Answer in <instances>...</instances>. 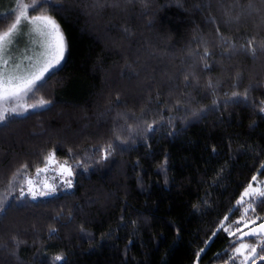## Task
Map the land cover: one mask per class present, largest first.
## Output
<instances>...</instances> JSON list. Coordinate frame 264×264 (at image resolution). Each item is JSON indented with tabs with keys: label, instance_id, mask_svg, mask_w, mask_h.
Here are the masks:
<instances>
[{
	"label": "trees",
	"instance_id": "1",
	"mask_svg": "<svg viewBox=\"0 0 264 264\" xmlns=\"http://www.w3.org/2000/svg\"><path fill=\"white\" fill-rule=\"evenodd\" d=\"M0 1L3 32L18 4ZM28 12L52 15L66 48L24 100L49 103L0 123V264H242L247 242L259 261L263 234L233 231L242 194L264 181V0H40ZM50 153L72 187L34 200L26 176ZM252 211L264 222V202Z\"/></svg>",
	"mask_w": 264,
	"mask_h": 264
},
{
	"label": "snow or ice",
	"instance_id": "2",
	"mask_svg": "<svg viewBox=\"0 0 264 264\" xmlns=\"http://www.w3.org/2000/svg\"><path fill=\"white\" fill-rule=\"evenodd\" d=\"M18 4V13L15 15L14 22L7 28V30L0 32V60H3L4 64H7L8 61L4 59V53L8 51L9 47L15 43H18V37L24 35H30L28 31H21L20 26L23 23L25 26L31 25L32 32L39 34L41 37H44L45 40L42 42L44 47V52L40 55L46 57L44 63L36 71L30 72L25 76H13L8 75L4 71L0 70V122H3L6 119L5 113L11 111L12 113H17V107H12L11 109L4 108L3 105L10 100H19L24 96L32 93L35 89L38 88V82H43L46 78V74L50 73L52 69L56 68L60 61L63 59L64 51L66 48L65 39L63 32L61 31L60 25L56 19L49 14H40V15H29V8H35V6L40 2V0H31V3H24L23 0H16ZM130 2V0H129ZM251 7V4L249 5ZM253 54L255 50L253 49ZM19 67V65H17ZM235 95V94H234ZM49 103L44 99H40L36 104L30 105L29 107H43ZM23 107V105H19ZM26 110V109H25ZM264 111V108L261 109ZM19 114V113H18ZM111 147V145H109ZM47 162L49 164L55 162V153H50L47 157ZM26 167V166H25ZM60 169L64 172H67L69 176L72 175V169L66 166L65 163L59 165ZM47 168L38 169L39 172L46 171ZM253 181L256 180V177L252 178ZM28 183V192L33 199L37 195L43 196L48 193L39 192L37 193L33 187V182L31 180L27 181ZM68 185L71 186V181H67ZM54 191L55 189H51ZM244 196L260 197L261 202H264V190H259L254 188L252 184H249L245 190ZM243 202V197L241 198ZM251 207V205H249ZM4 209L0 207V212ZM248 209H245L247 212ZM260 231L264 232V224L259 226ZM251 235L256 234V230L253 229ZM244 247V246H242ZM240 249H237V252H240ZM256 248L251 249L253 255L256 254ZM249 257H245L247 260ZM260 259L264 260V256H260ZM56 260H61V256L55 257Z\"/></svg>",
	"mask_w": 264,
	"mask_h": 264
},
{
	"label": "rangeland",
	"instance_id": "3",
	"mask_svg": "<svg viewBox=\"0 0 264 264\" xmlns=\"http://www.w3.org/2000/svg\"><path fill=\"white\" fill-rule=\"evenodd\" d=\"M7 1L10 4L16 3V0H7ZM1 2L2 1H0V3ZM2 3H5V2H2ZM20 29L21 31H28L31 34L18 37L17 38L18 43L11 45L8 51L4 53L3 58L8 61L7 64H4L3 60H0V70L4 71L8 75L25 76L30 72H34L43 65L44 59L46 58L40 55L45 50L44 47L42 46V42L45 40V38L41 37L39 34L35 32H32L31 25L25 26L22 23L20 26ZM64 55H65V51H64ZM64 55L59 65L56 68L52 69L51 72H53L54 70H56L62 65L64 61ZM17 65H19V67H17ZM50 73H47L46 77ZM25 97L26 96H24L22 99H19V100H10L6 104H4L3 107L7 109H11L12 107H17L16 114L18 113L23 114L27 112L28 110H30V107L24 102ZM19 105H23V107H19ZM9 113H12V112L9 111L5 113V116L9 115ZM61 163H65V162L60 161L59 159L55 157V162L51 164L46 162L45 166L43 167V168H47L46 171L39 172V173L37 171L33 179L29 178V177H32V175L26 176L27 179L26 178H25L26 180L24 179L26 182V185L24 188L25 193L28 194L32 198V196L28 192V187H29L27 183L28 180H31L33 182L32 187L37 193L42 192V191L45 193H48L47 195H43V196L37 195V197L34 200L41 199V198H48L61 191H68L72 187L74 173L72 171V175L69 176L67 172L62 171L59 167ZM66 166L71 168V165L68 163H66ZM69 180L71 181V186H69L67 183V181ZM252 185L254 188H257L259 190H264V181L262 180L253 181ZM53 188L55 189L54 191L51 190ZM243 194L241 196V198L243 197V202H241V198L239 200V205L243 208V217L237 222L236 229H234L233 231V233L235 234L237 233L241 234L244 231L248 230L249 228L255 226L257 223H259V218L258 219L254 218L252 210H253V207L262 198L244 196ZM249 205H251V207H249ZM245 209H248V211L245 212ZM263 237H264V234H263ZM252 248H255V246L248 242L242 243L241 245L237 247V249H240L241 251L237 252V249H236L235 254L240 255L242 257L241 258L243 260L242 264H249L252 261V259H254L255 255L251 253ZM246 256L249 257L247 260H245Z\"/></svg>",
	"mask_w": 264,
	"mask_h": 264
},
{
	"label": "water",
	"instance_id": "4",
	"mask_svg": "<svg viewBox=\"0 0 264 264\" xmlns=\"http://www.w3.org/2000/svg\"><path fill=\"white\" fill-rule=\"evenodd\" d=\"M261 224H264V222H262V223H260V224H257V225H255V226L249 228L248 230L244 231V232L240 235L239 240H244V239H246V238L253 237V236H256V235H259V234H261V235L264 234V232H261V231H260V228H259V226H260ZM253 229L256 230V234H255V235H251V234H250V233H252ZM261 263H264V260L260 259V260L257 261L255 264H261Z\"/></svg>",
	"mask_w": 264,
	"mask_h": 264
},
{
	"label": "flooded vegetation",
	"instance_id": "5",
	"mask_svg": "<svg viewBox=\"0 0 264 264\" xmlns=\"http://www.w3.org/2000/svg\"><path fill=\"white\" fill-rule=\"evenodd\" d=\"M255 263H256V262H255ZM255 263H254V264H255Z\"/></svg>",
	"mask_w": 264,
	"mask_h": 264
}]
</instances>
